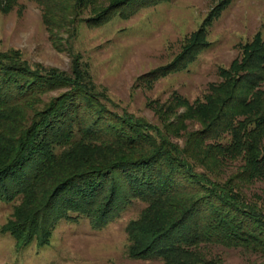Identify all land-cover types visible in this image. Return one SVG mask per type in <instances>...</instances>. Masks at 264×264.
<instances>
[{"label":"trees","instance_id":"obj_1","mask_svg":"<svg viewBox=\"0 0 264 264\" xmlns=\"http://www.w3.org/2000/svg\"><path fill=\"white\" fill-rule=\"evenodd\" d=\"M36 1L47 13L55 5ZM130 1L115 0L86 20L103 23ZM186 50L154 75L183 67ZM231 69L222 73V90L210 97L207 123L181 149L161 131L149 132L148 125L103 117L104 107H97L102 104L81 71L47 74L0 54V200L20 197L3 230L25 246L48 242L69 212L103 225L117 207L114 174L121 172L128 187L123 201L139 198L147 204L127 227L132 257L225 264L205 249L221 244L260 255L262 261L250 264H264V206L244 191V183L264 179V41ZM67 85L30 124L13 115L44 90ZM201 147L210 148L216 161L239 158L241 170L224 179L211 166L200 168Z\"/></svg>","mask_w":264,"mask_h":264},{"label":"rangeland","instance_id":"obj_2","mask_svg":"<svg viewBox=\"0 0 264 264\" xmlns=\"http://www.w3.org/2000/svg\"><path fill=\"white\" fill-rule=\"evenodd\" d=\"M114 1L55 0L47 13L36 0H0V54L47 74L81 71L102 104L97 107H104L103 117L118 115L148 125L149 132L161 131L185 149L190 135L210 117V97L222 90V73L239 66L255 43L264 41V0H131L103 23L86 20ZM186 48L183 67L154 75ZM68 87L44 90L13 115L30 124ZM197 152L200 168L211 166L224 179L242 168L239 158L216 161L208 147ZM114 175L117 207L106 223L96 226L85 214L69 212L44 244L17 245L3 229L20 197L0 200V264H165L161 258L130 255L127 227L147 204L139 198L125 203L126 178L121 172ZM244 184L248 199L264 206V179ZM205 249L225 264L263 260L221 244Z\"/></svg>","mask_w":264,"mask_h":264}]
</instances>
